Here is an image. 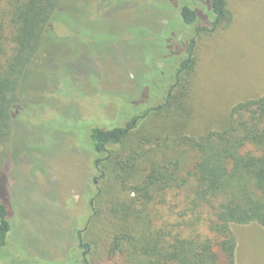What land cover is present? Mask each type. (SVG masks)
I'll use <instances>...</instances> for the list:
<instances>
[{
	"label": "rangeland",
	"instance_id": "obj_1",
	"mask_svg": "<svg viewBox=\"0 0 264 264\" xmlns=\"http://www.w3.org/2000/svg\"><path fill=\"white\" fill-rule=\"evenodd\" d=\"M59 4L21 77L10 135L0 144V201L11 226L0 264H69L74 249L93 264H122L109 247L126 219L111 211L132 201L127 188L162 163L178 139L222 129L233 105L264 94V0H227L229 24L196 38L192 64L166 106L143 118L147 108L164 105L194 34L181 6H194L205 23L209 0ZM136 116L122 141L106 149L105 162L92 166L90 129L122 127ZM186 157L191 164L192 154ZM162 193L146 211L164 228L179 204L164 205ZM82 222L89 249H79L76 238ZM230 229L237 262L264 264V226Z\"/></svg>",
	"mask_w": 264,
	"mask_h": 264
},
{
	"label": "trees",
	"instance_id": "obj_2",
	"mask_svg": "<svg viewBox=\"0 0 264 264\" xmlns=\"http://www.w3.org/2000/svg\"><path fill=\"white\" fill-rule=\"evenodd\" d=\"M59 3L0 0V144L10 135L21 77ZM209 4L211 19L205 23L196 8L181 6L182 21L194 27V34L185 58L176 67V79L166 90L164 105L147 108L140 118L166 106L180 74L192 64L196 38L231 21L227 0H209ZM137 119L132 117L122 127L90 129L88 146L95 153L92 166L105 162L106 149L118 145ZM224 123L220 130L178 139L168 152L164 150L162 163L153 162L143 179L127 188L135 195L132 201L112 207L111 214L126 223L113 237L110 256L119 254L122 264H235L230 224L257 222L264 226V94L233 105ZM188 153L193 157L191 164L187 163ZM159 192L164 194V205L177 208L179 204L176 219L164 218V228L156 227L146 211ZM136 202L138 208L132 211ZM136 220H142L141 224ZM80 226L76 230L79 249H89L87 242H81L86 226L83 222ZM10 229L7 206L0 201V246L7 245ZM75 250L69 264H93Z\"/></svg>",
	"mask_w": 264,
	"mask_h": 264
},
{
	"label": "crops",
	"instance_id": "obj_3",
	"mask_svg": "<svg viewBox=\"0 0 264 264\" xmlns=\"http://www.w3.org/2000/svg\"><path fill=\"white\" fill-rule=\"evenodd\" d=\"M236 246H237V243H236ZM236 247H235V260H234V262H235V264H241V262H237V259H236Z\"/></svg>",
	"mask_w": 264,
	"mask_h": 264
},
{
	"label": "flooded vegetation",
	"instance_id": "obj_4",
	"mask_svg": "<svg viewBox=\"0 0 264 264\" xmlns=\"http://www.w3.org/2000/svg\"><path fill=\"white\" fill-rule=\"evenodd\" d=\"M194 7V6H193ZM195 8V7H194Z\"/></svg>",
	"mask_w": 264,
	"mask_h": 264
}]
</instances>
